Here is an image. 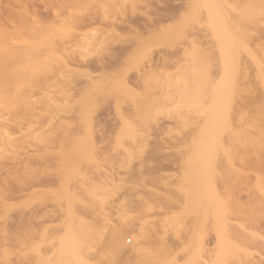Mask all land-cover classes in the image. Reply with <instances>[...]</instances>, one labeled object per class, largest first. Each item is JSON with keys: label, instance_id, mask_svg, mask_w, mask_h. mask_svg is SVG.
I'll return each instance as SVG.
<instances>
[{"label": "rangeland", "instance_id": "374dc122", "mask_svg": "<svg viewBox=\"0 0 264 264\" xmlns=\"http://www.w3.org/2000/svg\"><path fill=\"white\" fill-rule=\"evenodd\" d=\"M0 264H264V0H0Z\"/></svg>", "mask_w": 264, "mask_h": 264}, {"label": "bare ground", "instance_id": "6f19581e", "mask_svg": "<svg viewBox=\"0 0 264 264\" xmlns=\"http://www.w3.org/2000/svg\"><path fill=\"white\" fill-rule=\"evenodd\" d=\"M150 20H151V19H150ZM158 21H159V20H158ZM158 21H157V22H158ZM151 22H152V20H151ZM151 22H150V23H151ZM154 22H155V21H154ZM150 26H151V25H150ZM157 26H158V25H157ZM157 26H156V28H157ZM148 27H149V26H148ZM149 28H150V27H149ZM156 28H155V29H156ZM134 29H135V28H134ZM136 29H137V28H136ZM137 30H140V29H137ZM152 30H153V29H151V31H152ZM147 31H148V29H147ZM138 36H139V35H137V37H138ZM142 37H143V36H142ZM135 38H136V36H135ZM140 39L142 40V38H140ZM141 40H140V41H141ZM138 41H139V40H138ZM142 41H143V40H142ZM132 42H134V40H133ZM135 42H136V41H135ZM131 44H132V43H131ZM132 45H133V44H132ZM135 45H136V43H135ZM125 46H126V45H125ZM135 47H136V46H135ZM130 48H131V47H130ZM129 50H130V49H129ZM129 52H130V51H129ZM117 53H118V52H117ZM114 54H115V52H114ZM116 56H117V55H116ZM121 56H122V55H121ZM115 58H116V57H115ZM120 58H121V57H120ZM121 59H122V58H121ZM107 60H108V59H107ZM107 60H106V61H107ZM113 60H114V59H113ZM122 60H123V59H122ZM119 61H120V60H119ZM109 62H110V61H109ZM100 63H101V62H100ZM100 63H99V64H100ZM110 63H111V62H110ZM119 63H120V62H119ZM101 64H102V63H101ZM104 64H105V63H104ZM104 64H103V65H104ZM108 64H109V63H108ZM106 65H107V64H106ZM112 65H113V64H112ZM101 66H102V65H101ZM116 66H117V65H116ZM110 67H111V66H110ZM113 67H114V66H113ZM101 68H102V67H101ZM104 69H105V68H104ZM33 181H34V180H33ZM47 181H48V180H47ZM116 238H117V237H116ZM136 248H137V247H136V244H135L134 249H136ZM121 249H122V248H121ZM134 249H133V250H134ZM122 250H123V249H122Z\"/></svg>", "mask_w": 264, "mask_h": 264}]
</instances>
